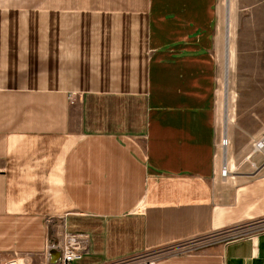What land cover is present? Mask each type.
I'll return each instance as SVG.
<instances>
[{
	"label": "crops",
	"instance_id": "obj_1",
	"mask_svg": "<svg viewBox=\"0 0 264 264\" xmlns=\"http://www.w3.org/2000/svg\"><path fill=\"white\" fill-rule=\"evenodd\" d=\"M224 1L0 0L2 263L45 264L77 232L73 264H264V230L223 236L264 219L261 99L221 142ZM230 8L260 76L264 0Z\"/></svg>",
	"mask_w": 264,
	"mask_h": 264
},
{
	"label": "rangeland",
	"instance_id": "obj_2",
	"mask_svg": "<svg viewBox=\"0 0 264 264\" xmlns=\"http://www.w3.org/2000/svg\"><path fill=\"white\" fill-rule=\"evenodd\" d=\"M232 1L234 0L224 1L225 10L223 11V20L225 26L221 27L223 31L221 42L222 49H220L221 51L219 67L221 69V73L220 82L218 84V97L220 102L219 127L221 129V132L223 129V141L226 140L225 135L227 134L228 129H230L231 127L233 128L236 124L234 118L242 116L240 113L243 110L244 105L246 106L250 103H258L256 104L258 110L259 100L261 99L260 103L264 106V74L259 76L241 72L244 71L243 69H245V66L247 65L246 61H249V64L252 65L254 62V58L249 59L239 57V53L241 52H239V49L235 42L237 33L235 32L233 24L237 10L230 8ZM0 13V29H5L7 27L8 21H11L9 19V17H11V11L3 10ZM228 23L230 24V26L228 25ZM256 59L260 61L258 58ZM260 62H262V65H264V58ZM252 66H258V64L254 63ZM254 81H260V83L255 86V90H249L250 85ZM258 87H261L262 91H258ZM259 140L260 139H257V141L254 142L255 145ZM223 141L221 140V142ZM225 143L227 142L225 141L224 143H222L224 151L227 150V145ZM261 151H264V149H262ZM224 158H226V152L224 153ZM259 230H264V219L255 221L254 223L248 224L243 228L236 229L235 231H231L228 233L226 232L225 234H223V236L237 237L250 234ZM4 263L0 261V264Z\"/></svg>",
	"mask_w": 264,
	"mask_h": 264
},
{
	"label": "built area",
	"instance_id": "obj_3",
	"mask_svg": "<svg viewBox=\"0 0 264 264\" xmlns=\"http://www.w3.org/2000/svg\"><path fill=\"white\" fill-rule=\"evenodd\" d=\"M225 141L227 140H224L222 143ZM228 173V169L224 167L222 169V175L226 176ZM88 245L89 236L86 233H65L58 241L49 240L45 250V256L47 259L45 264H73L75 261L81 259L88 251ZM53 250L57 251L55 258L51 253ZM159 253L161 252H144L139 255L128 256L102 264H155ZM11 263L19 264L16 261H10L4 264Z\"/></svg>",
	"mask_w": 264,
	"mask_h": 264
},
{
	"label": "bare ground",
	"instance_id": "obj_4",
	"mask_svg": "<svg viewBox=\"0 0 264 264\" xmlns=\"http://www.w3.org/2000/svg\"><path fill=\"white\" fill-rule=\"evenodd\" d=\"M227 142V141H226ZM227 144V143H226ZM256 147L258 148V149H264V139H262V140H260L258 143H257V145H256ZM232 177V176H231ZM11 264H13V263H11Z\"/></svg>",
	"mask_w": 264,
	"mask_h": 264
},
{
	"label": "water",
	"instance_id": "obj_5",
	"mask_svg": "<svg viewBox=\"0 0 264 264\" xmlns=\"http://www.w3.org/2000/svg\"><path fill=\"white\" fill-rule=\"evenodd\" d=\"M51 253H52L53 255H56V254H57V251L53 250V251H51Z\"/></svg>",
	"mask_w": 264,
	"mask_h": 264
}]
</instances>
